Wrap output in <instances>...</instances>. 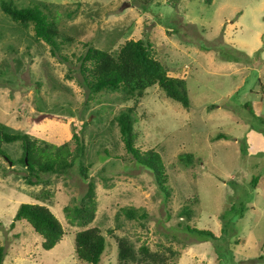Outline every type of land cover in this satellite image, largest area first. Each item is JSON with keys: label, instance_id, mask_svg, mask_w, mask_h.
Masks as SVG:
<instances>
[{"label": "rangeland", "instance_id": "374dc122", "mask_svg": "<svg viewBox=\"0 0 264 264\" xmlns=\"http://www.w3.org/2000/svg\"><path fill=\"white\" fill-rule=\"evenodd\" d=\"M41 1L51 4L61 33L55 53L34 39L32 26L21 28L0 9V122L40 145L66 142L73 155L78 124L84 148L65 172L35 177L19 161L21 142L3 144L2 264H89L74 252L83 227L64 209L86 191L80 164L95 184V218L86 227L97 226L106 239L98 264H117L122 236L135 250L143 245L169 255L170 247L173 264H264V0ZM128 39L148 40L167 74L186 81L188 107L157 85L137 105L118 91L87 90L80 63L88 45L113 52ZM127 108L135 146L161 156L167 196L126 152L115 116ZM218 133L226 137L215 139ZM182 153L193 154V162L183 163ZM23 202L47 205L61 222L64 235L51 249L28 222L14 221ZM239 204L242 216L228 212ZM186 206L188 220L179 214ZM130 208L136 217L125 214ZM187 225L213 237L188 232Z\"/></svg>", "mask_w": 264, "mask_h": 264}, {"label": "trees", "instance_id": "16d2710c", "mask_svg": "<svg viewBox=\"0 0 264 264\" xmlns=\"http://www.w3.org/2000/svg\"><path fill=\"white\" fill-rule=\"evenodd\" d=\"M0 9L21 28L26 29L32 26L34 39L44 41L50 46L53 53L59 49L61 42H58V39L61 33L57 21L51 13L50 3L34 0L33 4L27 5V7H19L12 0H0ZM150 45L148 40L128 39L113 52L109 49L88 45L80 63L83 85L91 93L102 90L121 92L124 99H134L136 105L145 95L147 88L157 85L166 97L178 102L183 107H188L190 102L186 81L183 78L169 76L166 67L152 55ZM131 111L132 108H127L115 116L126 152L137 164L152 173L158 187L167 196L169 194L166 185L167 174L161 156L152 148L141 151L135 146V118H133ZM73 129L72 139L76 145V155H73L66 142L54 145L44 141L40 145L42 140L0 122V156H7L3 149L4 143L20 141L23 151L19 161L26 167L29 176L38 177V173L65 172L73 166V158L82 154L84 148L81 129L78 124H74ZM221 137H226V135L218 133L215 139ZM179 159L185 164H191L193 154L182 153L179 155ZM87 171L88 165L80 164V172L83 179L87 181V187L79 204L66 206L64 209L72 222L83 227L74 236L76 257L89 264H98L106 246V239L97 226L86 227L94 220L96 212L95 184L90 177H87ZM257 179L258 176L251 178L253 186L257 184ZM27 180L32 183L30 178ZM244 209L242 204L233 205L228 212L242 216ZM123 210L128 217H136L135 211L131 208ZM191 213V209L186 206L179 214L186 216L188 220L192 216ZM140 217L144 218L145 214H140ZM13 219L14 221L25 220L28 222L32 229L42 237L41 246L44 249L54 247L64 235L61 222L44 204L20 203ZM226 224L223 222V230ZM186 230L213 237L209 230L189 227L188 225ZM166 250L169 255L161 251H151L143 245L135 250L129 239L122 236L117 240V264H173L169 258L175 252L170 247ZM4 256V248L0 246V264L3 263Z\"/></svg>", "mask_w": 264, "mask_h": 264}, {"label": "water", "instance_id": "95a60500", "mask_svg": "<svg viewBox=\"0 0 264 264\" xmlns=\"http://www.w3.org/2000/svg\"><path fill=\"white\" fill-rule=\"evenodd\" d=\"M11 164V162H9Z\"/></svg>", "mask_w": 264, "mask_h": 264}]
</instances>
